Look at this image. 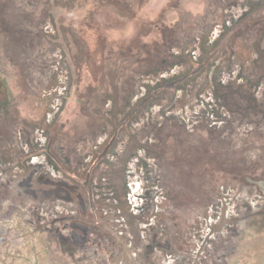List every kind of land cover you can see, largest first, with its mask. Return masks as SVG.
<instances>
[{
	"label": "rangeland",
	"instance_id": "374dc122",
	"mask_svg": "<svg viewBox=\"0 0 264 264\" xmlns=\"http://www.w3.org/2000/svg\"><path fill=\"white\" fill-rule=\"evenodd\" d=\"M102 1L0 0V264H264V0Z\"/></svg>",
	"mask_w": 264,
	"mask_h": 264
},
{
	"label": "built area",
	"instance_id": "2783aa9c",
	"mask_svg": "<svg viewBox=\"0 0 264 264\" xmlns=\"http://www.w3.org/2000/svg\"><path fill=\"white\" fill-rule=\"evenodd\" d=\"M211 118H213L212 120H214V116L212 115ZM143 156V154L140 156V160L141 157ZM139 157H135L132 161V163L130 164V168L132 169V167L135 165H139ZM41 159L40 157H38L37 155L33 157V164L36 163H41ZM133 165V166H132ZM135 172V169H132ZM144 184L143 182L140 183L139 181H136L135 183L130 185L131 188V192L129 195V203L132 206V211H134L135 213H138L140 211L141 208H143L145 206V202L143 200V195L145 192V189L143 188ZM223 192L226 191V193L231 196L232 198H230V200L233 202V210H229L230 211H234L235 209H237V202L234 201V191L231 188H224L222 190ZM161 198L159 199V196L156 197L155 202L157 203V205L160 203ZM159 208V207H158ZM160 210V209H158ZM224 211V210H221ZM223 213V212H222ZM228 213V212H227ZM221 215V214H220ZM222 216V215H221ZM216 218V217H215ZM213 216H210V218H208L207 220L205 219V221L203 220V224L199 227V229H197L195 232H193V235L191 236V251H192V255L193 258L196 259H204L203 255L205 256L204 252H207L208 250H210V246L212 245V243L217 240V236L218 233H215V227L219 226L220 223L217 221V219H215ZM226 230V229H224ZM225 234V233H224ZM222 236V233L219 234V237ZM190 243V242H189ZM212 247V246H211ZM175 259V258H173ZM201 261V260H199ZM177 262V260H172L169 261L168 264H175ZM197 263V262H195Z\"/></svg>",
	"mask_w": 264,
	"mask_h": 264
},
{
	"label": "flooded vegetation",
	"instance_id": "af4514ba",
	"mask_svg": "<svg viewBox=\"0 0 264 264\" xmlns=\"http://www.w3.org/2000/svg\"><path fill=\"white\" fill-rule=\"evenodd\" d=\"M124 1H126V0H124ZM119 2L120 1H115V0H107V1H102V2H100L101 3V5H103V8L104 7H108V6H110L111 4L112 5H115V4H119ZM127 2V1H126ZM126 2H121V3H124L125 5H127V3ZM125 17V16H124ZM124 17H122V18H124ZM120 27H122V26H120ZM138 43H139V46L141 47V50L143 51V54H144V56L143 57H145L146 56V58H148V57H150V56H152V54L153 53H155V52H158L159 50H157V49H155V48H151V47H149V45L148 46H145L144 44H142L141 43V45H140V42L138 41ZM132 45H134V46H136L137 48H138V46L132 41ZM155 47L156 48H158V45H155ZM190 54V53H189ZM148 55V56H147ZM141 57V56H140ZM195 58V57H194ZM141 84H142V82H141ZM140 86V85H139ZM140 87H138V89L136 90V92L137 91H139L140 89H139ZM134 95L135 94H133L131 97H130V99H133L134 98ZM137 96V95H136ZM126 96H125V94H124V92H120V91H116L115 92V95H111L110 96V98H109V101H113V102H115V103H117V101L119 100V99H124ZM141 97H142V99H140V97L138 98V100H140V101H138V102H140V104H142V103H144V101L149 97L148 95H146V94H144V95H141ZM139 107V106H138ZM133 112H130L129 114H127L126 116H125V120H127V118L128 117H130V116H135V115H133L132 114ZM136 114V113H135ZM117 120V119H116ZM116 122V121H115ZM121 125V124H120ZM89 160V159H88ZM87 160V161H88ZM92 163V162H91ZM91 163H89V164H91ZM97 163V162H96ZM94 165V164H93ZM82 172L84 171V167H82L81 169H80ZM96 176H95V174H94V177L93 178H95ZM92 178V177H91ZM91 178H90V180H91ZM92 181V180H91ZM94 183H95V181H94ZM232 186H234V187H236L235 185H231V184H227V187L228 188H231L232 189ZM226 187V186H225ZM226 187V188H227ZM233 191H234V197H236V198H238V199H240V198H242V191H241V189L239 188V187H236V189H232ZM249 192V191H248ZM251 194H247L245 197L247 198V199H251V200H254L255 202H256V200L257 199H259L260 197H261V194H258V192L256 191H251L250 192ZM198 226V225H197ZM197 229H199V226L198 227H196ZM189 244V247L191 246V243H188ZM185 253H182V255L180 256V259H182V260H179V256H177V254L176 255H173V257H175V259L178 261V264H183V263H185V261H186V259H187V262L189 261L190 263H192L191 261H193V262H196L197 260H195V258H193V255H192V253H188V252H186V251H184ZM198 262V261H197Z\"/></svg>",
	"mask_w": 264,
	"mask_h": 264
}]
</instances>
